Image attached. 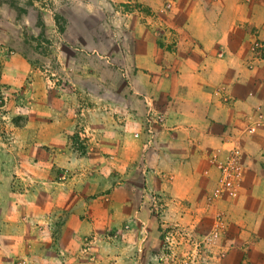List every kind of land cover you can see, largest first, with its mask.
I'll return each mask as SVG.
<instances>
[{
  "label": "crops",
  "instance_id": "obj_1",
  "mask_svg": "<svg viewBox=\"0 0 264 264\" xmlns=\"http://www.w3.org/2000/svg\"><path fill=\"white\" fill-rule=\"evenodd\" d=\"M104 2L119 29L112 46L96 55L122 71L126 85L118 77L111 83L117 97L94 99L110 115L84 129L86 154L77 158L82 173L61 182L74 193L62 203L67 215L61 239L49 235L50 211L35 214V243L27 252L35 264H47V254L50 264H61L70 249L80 247L81 235L119 233L127 223L130 251L149 253L159 245V217L179 245L189 236L195 246L207 247V264H264V56L253 58L250 51L253 39L264 42V0ZM149 103L165 115L153 138L144 125ZM71 119L53 127L36 122L32 138L61 154L56 144ZM252 125L254 133L247 130ZM232 138L243 149L239 193L207 205L217 177L210 153L228 147ZM105 156L111 158L108 167ZM69 160L61 165H73ZM217 211L225 228L215 244L206 245Z\"/></svg>",
  "mask_w": 264,
  "mask_h": 264
},
{
  "label": "rangeland",
  "instance_id": "obj_2",
  "mask_svg": "<svg viewBox=\"0 0 264 264\" xmlns=\"http://www.w3.org/2000/svg\"><path fill=\"white\" fill-rule=\"evenodd\" d=\"M104 1L0 0V264H35L27 252L35 243V214L54 215L49 235L59 242L67 215L62 203L74 198L61 182L82 173L77 158L86 154L84 129L110 115L109 107L97 106L94 99L117 97L111 83L118 77L126 85L125 74L96 55L112 46L110 38L119 29ZM63 117L74 123L56 144L61 153L56 154L32 136L36 122L53 127ZM68 153L73 165L62 166L70 161ZM104 160L108 167L110 156ZM158 224L159 245L149 253L130 251L124 223L119 233L81 235L80 247L70 249L61 264H207V247L195 246L189 236L179 245L173 228L159 217ZM43 235L41 244L47 241Z\"/></svg>",
  "mask_w": 264,
  "mask_h": 264
},
{
  "label": "built area",
  "instance_id": "obj_3",
  "mask_svg": "<svg viewBox=\"0 0 264 264\" xmlns=\"http://www.w3.org/2000/svg\"><path fill=\"white\" fill-rule=\"evenodd\" d=\"M171 7V3L165 5L166 9ZM250 51L253 58H261L264 56V42L253 39L250 44ZM165 122V115L156 110L151 103L147 105L144 115L145 130L151 135L155 133L156 126H163ZM257 125L250 126L247 130L250 133L256 132ZM136 136L138 134H135ZM228 147L214 150L210 153V162L217 170V177L210 192L206 196L207 205H212L223 198H235L239 193V188L243 176V149L239 141L232 138L228 142ZM208 174L206 170L204 172ZM153 209L157 210L160 206L158 199L153 197ZM226 220L221 211L215 213L214 224L210 232L203 238V243L206 245L215 244L222 235L225 228Z\"/></svg>",
  "mask_w": 264,
  "mask_h": 264
}]
</instances>
